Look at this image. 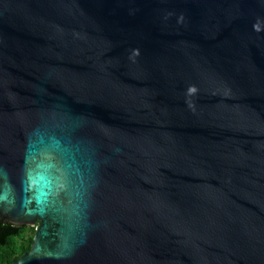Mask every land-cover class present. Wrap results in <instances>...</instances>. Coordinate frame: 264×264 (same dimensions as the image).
<instances>
[{
	"label": "water",
	"instance_id": "obj_1",
	"mask_svg": "<svg viewBox=\"0 0 264 264\" xmlns=\"http://www.w3.org/2000/svg\"><path fill=\"white\" fill-rule=\"evenodd\" d=\"M0 220L11 264H264V0H0Z\"/></svg>",
	"mask_w": 264,
	"mask_h": 264
},
{
	"label": "trees",
	"instance_id": "obj_2",
	"mask_svg": "<svg viewBox=\"0 0 264 264\" xmlns=\"http://www.w3.org/2000/svg\"><path fill=\"white\" fill-rule=\"evenodd\" d=\"M35 230L0 220V264H11L31 248Z\"/></svg>",
	"mask_w": 264,
	"mask_h": 264
},
{
	"label": "clouds",
	"instance_id": "obj_3",
	"mask_svg": "<svg viewBox=\"0 0 264 264\" xmlns=\"http://www.w3.org/2000/svg\"><path fill=\"white\" fill-rule=\"evenodd\" d=\"M189 91L194 93L196 90H195V88L193 87V88H190Z\"/></svg>",
	"mask_w": 264,
	"mask_h": 264
}]
</instances>
